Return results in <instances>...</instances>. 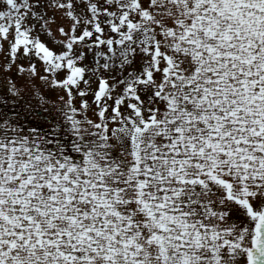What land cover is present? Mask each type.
I'll return each mask as SVG.
<instances>
[{
  "label": "snow or ice",
  "instance_id": "6c2138e0",
  "mask_svg": "<svg viewBox=\"0 0 264 264\" xmlns=\"http://www.w3.org/2000/svg\"><path fill=\"white\" fill-rule=\"evenodd\" d=\"M0 79V264H264V0H0Z\"/></svg>",
  "mask_w": 264,
  "mask_h": 264
},
{
  "label": "rangeland",
  "instance_id": "374dc122",
  "mask_svg": "<svg viewBox=\"0 0 264 264\" xmlns=\"http://www.w3.org/2000/svg\"><path fill=\"white\" fill-rule=\"evenodd\" d=\"M2 84H3V81H2V79H0V87H2ZM28 99H29V106L34 108L35 111H40L39 108L35 107L36 104L39 103V100L35 97V94L33 93L32 96L29 97ZM24 102H25L24 99H20L19 101H17V100L12 99L11 97L6 102H4L3 100H0V112L1 111H3V112L21 111L19 104H22ZM88 114H89V116H92L91 112H89ZM93 118H95V117H93ZM29 121H31V117H29L28 120L24 121V125L27 127H36L37 126L36 122L33 121V122L29 123ZM40 127L47 128V124L42 123L40 125ZM56 139H59L62 142H66V146L70 149L71 142L74 139H76V137H74L70 132L64 131L60 136L56 137Z\"/></svg>",
  "mask_w": 264,
  "mask_h": 264
},
{
  "label": "flooded vegetation",
  "instance_id": "af4514ba",
  "mask_svg": "<svg viewBox=\"0 0 264 264\" xmlns=\"http://www.w3.org/2000/svg\"><path fill=\"white\" fill-rule=\"evenodd\" d=\"M1 112H3V111H1Z\"/></svg>",
  "mask_w": 264,
  "mask_h": 264
}]
</instances>
